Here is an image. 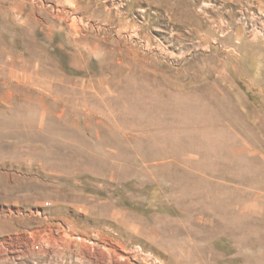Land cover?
<instances>
[{"label":"rangeland","instance_id":"rangeland-1","mask_svg":"<svg viewBox=\"0 0 264 264\" xmlns=\"http://www.w3.org/2000/svg\"><path fill=\"white\" fill-rule=\"evenodd\" d=\"M0 264H264V0H0Z\"/></svg>","mask_w":264,"mask_h":264}]
</instances>
